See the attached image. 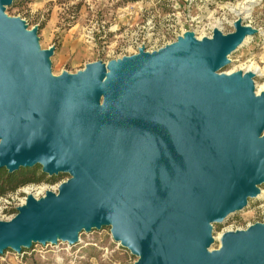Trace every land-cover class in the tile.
I'll return each mask as SVG.
<instances>
[{
  "label": "water",
  "instance_id": "obj_1",
  "mask_svg": "<svg viewBox=\"0 0 264 264\" xmlns=\"http://www.w3.org/2000/svg\"><path fill=\"white\" fill-rule=\"evenodd\" d=\"M12 2L0 0V169L71 178L0 221V253L109 225L135 264H264V222L208 251L211 224L264 182V94L217 73L252 31L236 22L51 79L52 50L3 16Z\"/></svg>",
  "mask_w": 264,
  "mask_h": 264
},
{
  "label": "rangeland",
  "instance_id": "obj_2",
  "mask_svg": "<svg viewBox=\"0 0 264 264\" xmlns=\"http://www.w3.org/2000/svg\"><path fill=\"white\" fill-rule=\"evenodd\" d=\"M246 1L13 0L4 7L3 16L6 20L19 19L25 30L35 31L37 50H52L48 58L52 78L76 75L95 61L106 64L140 51H158L184 34L197 40L210 39L219 23L218 31L228 35L235 31L234 24L240 22L252 33L227 56L228 63L217 73L241 75L243 68L253 67L260 71L250 78L256 94L264 84V0L251 3L247 17L237 16L229 9ZM27 169L37 176L42 173L39 165L19 168L15 173L24 174ZM70 178L69 173L45 174L41 182L20 185L14 190L7 187L0 197V221L14 217L28 196L40 200L47 192L57 193L58 186ZM263 222L264 182L243 209L211 224L208 251L219 249L222 234L245 231ZM137 260L138 256L114 240L109 225L81 230L73 244L61 239L55 243L33 242L19 252L6 249L0 253V264H135Z\"/></svg>",
  "mask_w": 264,
  "mask_h": 264
},
{
  "label": "trees",
  "instance_id": "obj_3",
  "mask_svg": "<svg viewBox=\"0 0 264 264\" xmlns=\"http://www.w3.org/2000/svg\"><path fill=\"white\" fill-rule=\"evenodd\" d=\"M18 176H21L22 179H19ZM45 174L42 172L38 176L36 172H31L30 169H27L24 174L12 173L9 174L5 172V169H0V197L6 193V188L10 186L8 190H14L20 185L27 183H37L43 181Z\"/></svg>",
  "mask_w": 264,
  "mask_h": 264
},
{
  "label": "bare ground",
  "instance_id": "obj_4",
  "mask_svg": "<svg viewBox=\"0 0 264 264\" xmlns=\"http://www.w3.org/2000/svg\"><path fill=\"white\" fill-rule=\"evenodd\" d=\"M256 1H260V0H247L245 3H243V4L239 5V6L232 7V8H229V9L231 11H233L237 16L244 15V17H247L250 14V12H251V7H250L251 6V3H254ZM219 25H220V23L218 24V26ZM218 26L215 28V32H219L218 31ZM28 33H32V32H28ZM186 36H192V35H190V34H184V36L181 37L180 39H183ZM195 40L200 42V41H202L204 39H201V40L200 39L199 40L195 39ZM207 40H209V39H207ZM35 45H36V43H35ZM35 50H37L36 47H35ZM226 60H227V58H226ZM259 73H260V71H257L253 67L248 66L246 68H243V70L241 71V75L240 74H229V75L222 74V75L227 76V77L239 75V78L248 77L250 79L251 77L257 76ZM50 77H51V74H50ZM51 79H53V78L51 77ZM252 85H253V82H252ZM253 93H254V86H253ZM262 94H264V84L259 87V90H258V92L256 94L254 93V95L257 96V97L261 96ZM34 200H36V199H34ZM23 206H25V204H23ZM221 238H222V236L219 239L220 240V245H221ZM211 241H212V238H211Z\"/></svg>",
  "mask_w": 264,
  "mask_h": 264
},
{
  "label": "built area",
  "instance_id": "obj_5",
  "mask_svg": "<svg viewBox=\"0 0 264 264\" xmlns=\"http://www.w3.org/2000/svg\"><path fill=\"white\" fill-rule=\"evenodd\" d=\"M13 215L10 216V218L12 217ZM7 220H9V218H7Z\"/></svg>",
  "mask_w": 264,
  "mask_h": 264
}]
</instances>
